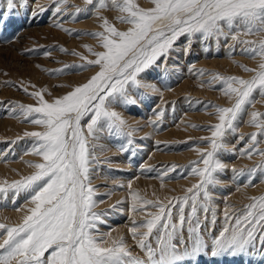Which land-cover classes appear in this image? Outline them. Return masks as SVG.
<instances>
[{
    "label": "snow or ice",
    "instance_id": "1",
    "mask_svg": "<svg viewBox=\"0 0 264 264\" xmlns=\"http://www.w3.org/2000/svg\"><path fill=\"white\" fill-rule=\"evenodd\" d=\"M149 4L83 0L81 7L70 0H49L47 4L0 0V27L20 10H30L33 17L50 12L57 29L77 37L89 35L96 41L83 45L88 56L58 45L60 52L79 57L81 63L42 69L49 75L91 72L81 83L54 86L68 87L63 94L53 95L47 86L38 88L23 80L0 82L34 101L0 100V106L6 105L13 118L41 129L25 131L9 142L15 145L20 139H31L24 155L39 160L24 161L32 171L20 179L0 180V202H10L21 213L18 222H0V264H199L203 257L211 264L225 258L236 264H264V193L248 196L249 203L240 208L229 202L231 193L225 195L222 210L216 195L217 189L229 183L236 185L237 192L255 187L257 180L264 183V111L256 108L258 103L264 104V0H149ZM107 12H115V16L110 20ZM89 15L97 19L100 30L64 27L65 21L78 22ZM196 43L204 52L223 44L230 57L238 52L256 61V66L233 60L250 74L247 77L189 67L200 78L199 87L219 91L227 103L185 97L189 104L214 109V123L190 125L210 133L199 138L207 146L195 147L197 159L187 165L164 166L156 178L163 188L165 180L176 178L172 173L185 168L187 172L179 178L191 176L196 182L184 188L182 195L149 199L132 188L130 179L128 212L142 214V219L130 216L129 245L123 234L113 235L115 229L101 230L112 212L123 213L126 201L117 200L107 209L97 210L104 203L97 197L112 195L111 191L100 193L93 184L94 165L100 163L97 149L106 150L100 143L105 136L123 138L118 152L128 154L130 162L136 157L140 148L136 133L142 126L139 121L130 122L124 112L140 108L151 94H159L163 101L161 88L146 77L162 67L167 72L168 62L190 55ZM43 55L50 57L51 53ZM167 103L152 109L147 125L154 131L162 129ZM241 123L255 131L237 135ZM230 137L236 141L231 146ZM159 145L157 142V150ZM12 153L10 148L0 159L6 162ZM225 155L260 159L252 167L230 168ZM229 169L232 176L226 182L221 177ZM153 170L151 165L140 166L142 173ZM113 183L124 187L119 181ZM21 197L24 203L17 204ZM134 247L143 255L135 253Z\"/></svg>",
    "mask_w": 264,
    "mask_h": 264
},
{
    "label": "rangeland",
    "instance_id": "2",
    "mask_svg": "<svg viewBox=\"0 0 264 264\" xmlns=\"http://www.w3.org/2000/svg\"><path fill=\"white\" fill-rule=\"evenodd\" d=\"M41 4H47L49 0H38ZM71 4L83 6V0H70ZM142 6H150L149 0H139ZM34 7V5H33ZM69 11H74L70 8ZM111 20L115 12H107ZM115 22V21H113ZM99 22L89 15L88 18H81L78 22L65 21L64 27L77 29L82 32L98 31ZM123 28L124 25L117 24ZM247 39H256V37H246ZM11 41V42H9ZM84 44L95 45L96 41L89 35H69L53 26V17L50 12L33 17L30 10H20L15 15L8 18L7 22L0 27V82L12 80L19 83L21 80L25 84L31 82L37 87L47 86L53 95H60L68 91V87H54L56 85H75L83 82L91 72H69L61 75H49L42 69H56L63 66L64 63L79 64V57L65 54L59 51V46H63L69 51L75 49L78 52L88 56V52L83 47ZM26 49H35L32 52H26ZM48 51L50 57H45L43 53ZM91 58V57H89ZM239 61L249 67H255L256 61L247 58L244 55L234 53L228 55L227 49L223 44L216 49L212 46L209 52H204L199 43L194 44L190 55H181L178 60H170V67L167 72L161 69L151 72L146 80L154 83L161 88L163 92V101L159 94H151L145 99L140 108H132L125 111V116L130 122L139 121L141 130L136 133V142L140 145L135 158L130 162L128 154L118 152V146L124 143L123 138L105 136L100 143L105 146L106 150L101 152L97 149V156L100 163L94 165L93 184L97 186L100 193L112 192L111 198L98 196L97 199L104 200L99 204L97 210L107 209L109 205L114 204L117 200H125L122 205L123 213L112 212L107 217V224L102 226V231L115 229L113 235L123 234L129 245H132L128 227L131 226L130 216L137 220L142 219V214H130L128 212L129 191L127 183L132 180V188L139 190L141 194L149 199H155L157 196L163 199L166 196H179L183 194V189L191 186L196 179L189 176L187 179L179 178L185 174L187 169L179 168L171 176L176 177L164 181L165 187L161 188V181L157 175L162 172L164 166L171 164L187 165L191 160L197 159L195 147H206L207 145L199 142V138L207 136L210 133L202 128L197 129L190 125L207 126L215 122V116L212 115L214 109L207 108L205 105L189 104L185 97H192L193 100L212 101L215 104H226V99L214 89L199 87L200 78L189 72L190 66L195 69H206L210 72H219L225 75H240L247 77L236 63ZM36 65H41L37 68ZM95 71V69H93ZM8 73L7 76L4 73ZM207 79V77H204ZM171 88V91L167 89ZM32 89L30 88V91ZM51 99V97H47ZM0 100H18L24 103H33L34 101L26 96L22 91L14 87H6L0 83ZM164 102L167 112L162 125V129L154 131L151 126L147 125L148 119L152 116V109ZM171 102H175L174 106ZM256 108L264 111V104L258 103ZM6 105L0 106V154H7L11 149L13 153L7 156V161L0 159V180L20 179L21 175L29 174L32 170L24 161H38L39 158L34 155H24L25 149L29 148L33 141L29 138L20 139L15 145L9 142L15 141L18 136H23L25 131L41 130L37 126L27 122H21L13 118L6 110ZM174 109V110H173ZM255 131L254 128L247 124L241 123L239 134H249ZM145 134H151L150 138L141 140ZM157 142H160L157 150ZM235 138H229V146L234 144ZM264 147V144L261 145ZM23 156V160L19 157ZM224 162L237 168L248 166L252 167L259 161V157L254 156L252 159L235 158L225 155ZM108 160V162H105ZM151 165L154 167L152 172L140 171L141 165ZM230 169L221 177L226 182L231 179ZM138 177V178H135ZM114 181L124 184L123 188L115 187ZM255 187L241 188V191L235 190L236 185L229 183L228 186L216 190V195L220 197L217 201L222 210L224 207L223 196L229 195V202L237 208L249 203L248 196H256L264 193V183L254 181ZM174 190V191H173ZM155 193V196L153 195ZM24 198L21 197L17 204H23ZM21 213L14 210L10 202H0V222L15 223L20 219ZM5 217L7 220L5 221ZM220 227L218 221L217 228ZM137 254L143 255L138 248H133ZM199 264H211L208 257L200 259ZM216 264H236L235 261L227 258L216 261ZM247 264V261L245 262Z\"/></svg>",
    "mask_w": 264,
    "mask_h": 264
}]
</instances>
